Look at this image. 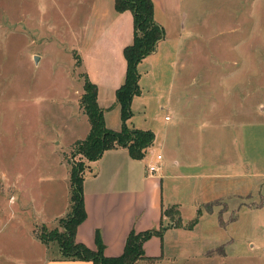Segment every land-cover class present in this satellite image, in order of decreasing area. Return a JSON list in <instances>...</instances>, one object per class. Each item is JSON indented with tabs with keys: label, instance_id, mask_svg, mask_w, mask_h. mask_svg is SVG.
Masks as SVG:
<instances>
[{
	"label": "rangeland",
	"instance_id": "1",
	"mask_svg": "<svg viewBox=\"0 0 264 264\" xmlns=\"http://www.w3.org/2000/svg\"><path fill=\"white\" fill-rule=\"evenodd\" d=\"M195 1L196 16L193 11L189 16L198 19H184L193 24L192 32L180 29L181 21L180 28L167 32L168 46L180 47L177 67L171 68L173 53L168 61H157L155 83L145 92L151 97L158 86L161 94L183 93L189 99L179 101L176 115L151 102V117L174 125V133L180 122L189 144L200 153L209 151L217 164L246 159L240 187L245 184L248 194L240 209L231 205L235 211L230 208L227 215L225 206L215 203L217 212L198 216L184 238L189 251L167 239L178 261L139 257L130 264H264V0ZM85 5L83 0H0V264L42 263L45 245L32 238L42 226L60 231L61 217L46 224L37 218L61 209L65 199L69 204L66 164L83 160L84 174L90 167L80 154L65 153L69 140L84 131L85 120L77 113L85 73L75 49ZM241 91L248 119L220 112L226 97L236 113L235 103H244L237 98ZM140 108L135 122L147 125L142 118L148 108ZM213 109L219 114L208 116ZM164 115L173 119L166 122ZM172 143L163 151L173 161L174 138ZM174 168L169 166L172 175L164 185L173 184ZM56 251L51 242L48 255Z\"/></svg>",
	"mask_w": 264,
	"mask_h": 264
},
{
	"label": "crops",
	"instance_id": "2",
	"mask_svg": "<svg viewBox=\"0 0 264 264\" xmlns=\"http://www.w3.org/2000/svg\"><path fill=\"white\" fill-rule=\"evenodd\" d=\"M151 1L153 3V18L163 27L164 37L157 42L155 50L145 56L137 65L140 93L135 95L131 101L132 115L127 120V125L137 129L151 130L154 133V141L142 159L131 158L128 150L124 147H115L105 150L97 160L89 162L90 167L85 172L82 182L86 217L77 226L75 239L91 249H96L95 235L98 233L103 244V254L108 257L120 255L131 229L143 231L158 228L161 224L167 225L168 218L163 216L162 209L176 205L183 226L168 227L164 230L162 237L153 235L143 244L147 257L174 263L179 259L175 253L169 251L173 246L170 245L167 248L165 241L167 239L171 242L174 241L173 244L179 246L181 251H189V248H186L188 244L185 245L183 242L184 238L189 237L194 226L187 229L185 225L191 218H194L195 214L197 215L198 210H200L199 217H201L203 214L212 215L214 211L217 212L215 205L218 204L225 206L223 213L226 215L230 208L231 211H235L231 205L238 206L237 209H240L243 197H247L248 194L245 184L243 185L245 187H240L242 186V176L248 170V161L239 158L238 164L237 161L233 165L217 164L216 160L208 153L209 151L200 153L198 149L189 144L180 122L177 123V130L174 133L172 129L174 125L157 124L151 117L153 113L149 109L151 102L176 115L178 114L179 101L189 99V95L183 93H175L174 97L172 93H169V96L161 94V89L158 86L154 90L155 94L151 97H147L149 94L145 95V92L148 91L150 82L155 83L154 70L157 61H168L173 53L175 56L171 59V68L177 67L175 57L177 58L176 52L180 47H175L174 50L168 46L167 32L177 30V27L180 28L181 21L180 29L185 30L187 27L189 35L192 32L193 24H190L191 22L185 24L184 21H189L191 12L193 11V15H195L197 11L195 0ZM187 1L190 7L185 5ZM83 2L86 4L85 14L80 17L79 48L75 50L79 54L85 75L97 86V103L104 110L106 127L119 130L121 128L120 107L116 103L115 91L123 83L125 77L126 60L123 56V48L131 43L133 38V16L129 10L117 12L114 0H83ZM186 11L187 13H185ZM248 11L247 9V16ZM186 17L188 18L185 19ZM218 67H222V65ZM180 68L182 69V67ZM151 74L153 77H150ZM157 83H161L160 77L157 78ZM227 92L230 91L227 90ZM241 94L242 91L240 98H237L244 103L240 106L238 102L235 103L236 113L233 112L232 104L226 97L223 102L224 107L219 108L220 112L248 119L247 97L243 100L245 96L241 97ZM192 98H196V96L194 95ZM164 99V104H161ZM140 107H144V110L148 108L142 118L143 123L147 125L135 122V113L140 111ZM216 112L213 109L208 116L216 117L219 114ZM77 114H80L85 120L84 131L69 140L66 145V154L72 143L85 138L90 129L87 117L81 109ZM172 116H168L167 119V115H164L163 120L169 122L173 119ZM212 124H209L210 128L214 127ZM230 124L228 123V126H231ZM245 124L247 125V123ZM173 138L176 148L175 154L172 155L175 159L172 161L170 157L167 158V152L163 150L168 149ZM243 147L245 148L246 145L244 144ZM158 154L161 155V159L158 161L159 170L150 174L147 171V165L157 162ZM173 164L175 166L173 184L164 185L167 175H172L168 171L169 166ZM66 167L69 177L70 167L68 164ZM238 179H240L239 183H236L235 180ZM233 184L235 189L232 190ZM231 201L234 203L232 204ZM209 205L210 207L207 208ZM68 208L69 204L67 205L65 199L61 209L42 215L37 219L46 224L65 215ZM184 208L187 209L188 216H185ZM178 238L182 240L181 243L176 241ZM32 239L33 241L39 240L36 237ZM44 247L47 254L42 258L40 264H91L87 260L61 258L57 251L54 256H49V245ZM187 255V259H190V255Z\"/></svg>",
	"mask_w": 264,
	"mask_h": 264
},
{
	"label": "trees",
	"instance_id": "3",
	"mask_svg": "<svg viewBox=\"0 0 264 264\" xmlns=\"http://www.w3.org/2000/svg\"><path fill=\"white\" fill-rule=\"evenodd\" d=\"M114 7L117 12L129 10L133 16V38L131 43L123 48V56L126 60L125 77L123 83L115 91L116 103L120 107L121 128L112 130L106 127L104 110L97 103V86L84 74L79 108L86 115L90 129L85 138L72 143L70 153L72 155L78 153L88 162L97 160L105 150L115 147H124L131 158L142 159L154 141V133L151 130L129 127L127 120L132 115L131 101L135 95L140 93L137 65L155 50L157 42L164 37V29L153 18L151 0H114ZM83 166L84 162L81 159L78 165L70 166L69 208L65 216L59 219L60 231L57 229L46 231L42 226V231L37 238L45 245L56 242L61 258L82 259L90 261L91 264H130L139 257L155 259L145 255L143 244L153 235L162 237L164 230L168 227L183 226L176 205L162 209L163 216L168 218L167 225L161 224L158 228L143 231L131 229L120 255L105 256L98 233L95 235L96 249H91L76 241L77 226L86 217L82 188ZM199 214L200 210L185 225V228L191 229L197 223Z\"/></svg>",
	"mask_w": 264,
	"mask_h": 264
},
{
	"label": "built area",
	"instance_id": "4",
	"mask_svg": "<svg viewBox=\"0 0 264 264\" xmlns=\"http://www.w3.org/2000/svg\"><path fill=\"white\" fill-rule=\"evenodd\" d=\"M160 159H161V155L158 154V155L156 156V160H157V162H154V163H152V164H148V165H147V171H148L150 174L155 173L156 171L159 170V164H158V161H159Z\"/></svg>",
	"mask_w": 264,
	"mask_h": 264
},
{
	"label": "water",
	"instance_id": "5",
	"mask_svg": "<svg viewBox=\"0 0 264 264\" xmlns=\"http://www.w3.org/2000/svg\"><path fill=\"white\" fill-rule=\"evenodd\" d=\"M34 61H35V62L37 61V56L34 57Z\"/></svg>",
	"mask_w": 264,
	"mask_h": 264
}]
</instances>
